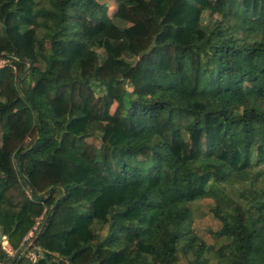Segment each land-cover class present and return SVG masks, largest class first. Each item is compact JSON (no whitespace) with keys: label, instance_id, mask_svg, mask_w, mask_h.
Here are the masks:
<instances>
[{"label":"trees","instance_id":"16d2710c","mask_svg":"<svg viewBox=\"0 0 264 264\" xmlns=\"http://www.w3.org/2000/svg\"><path fill=\"white\" fill-rule=\"evenodd\" d=\"M97 8L0 0V264H264V0Z\"/></svg>","mask_w":264,"mask_h":264},{"label":"rangeland","instance_id":"374dc122","mask_svg":"<svg viewBox=\"0 0 264 264\" xmlns=\"http://www.w3.org/2000/svg\"><path fill=\"white\" fill-rule=\"evenodd\" d=\"M101 8L96 9V14L99 18H102L106 21H112L114 18L115 11L118 6L119 0H98ZM121 26H125L123 23H119ZM99 54H102L100 51ZM8 64L6 60L0 61V68L4 65ZM264 87V84H263ZM128 90H131V87L127 86ZM250 91H247L242 96H235L237 110L241 111L248 107L250 101ZM99 94V91H97ZM236 202L244 209H251L254 205L252 201L245 200L242 198H235ZM213 207V202L211 200H203L198 201L192 204L193 210V229L199 235V237L204 240L208 245L215 244L214 238L211 235V232H214L220 228V222L213 216L211 212V208ZM38 226L29 233L27 237V244L28 246L24 248L22 251L27 252H36L37 248L34 247V244L31 243L32 238L37 232ZM3 235L2 229L0 228V242L1 236ZM40 254V253H39ZM41 256V255H40ZM178 264H187V260L183 259L182 257L179 259Z\"/></svg>","mask_w":264,"mask_h":264},{"label":"built area","instance_id":"2783aa9c","mask_svg":"<svg viewBox=\"0 0 264 264\" xmlns=\"http://www.w3.org/2000/svg\"><path fill=\"white\" fill-rule=\"evenodd\" d=\"M1 245H2V248L4 249V251L10 257H14L16 255V252L13 250V248L11 247V245L8 241V237L4 234L1 236ZM22 255L28 257L33 262H36L37 259L39 258V256L41 255V252L39 250L36 252H27V253L23 252Z\"/></svg>","mask_w":264,"mask_h":264}]
</instances>
